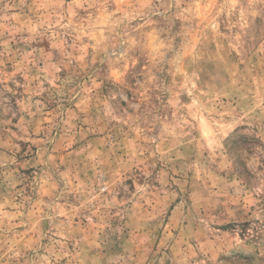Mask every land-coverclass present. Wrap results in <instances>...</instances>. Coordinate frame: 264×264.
I'll return each mask as SVG.
<instances>
[{
    "label": "rangeland",
    "instance_id": "obj_1",
    "mask_svg": "<svg viewBox=\"0 0 264 264\" xmlns=\"http://www.w3.org/2000/svg\"><path fill=\"white\" fill-rule=\"evenodd\" d=\"M0 264H264V0H0Z\"/></svg>",
    "mask_w": 264,
    "mask_h": 264
}]
</instances>
